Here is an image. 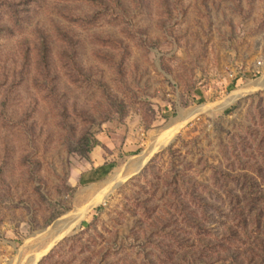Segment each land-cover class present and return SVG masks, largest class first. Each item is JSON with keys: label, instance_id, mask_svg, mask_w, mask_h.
<instances>
[{"label": "rangeland", "instance_id": "rangeland-1", "mask_svg": "<svg viewBox=\"0 0 264 264\" xmlns=\"http://www.w3.org/2000/svg\"><path fill=\"white\" fill-rule=\"evenodd\" d=\"M252 199L264 0H0V264L237 258Z\"/></svg>", "mask_w": 264, "mask_h": 264}, {"label": "trees", "instance_id": "trees-1", "mask_svg": "<svg viewBox=\"0 0 264 264\" xmlns=\"http://www.w3.org/2000/svg\"><path fill=\"white\" fill-rule=\"evenodd\" d=\"M89 140L88 138H84V140H82L81 145L84 146V144H86L85 146H87L88 151H90V147L89 146ZM97 141L95 139V141L93 142V144H95ZM251 185H248V188L250 189ZM253 201H248L247 204V208L248 209H244L242 207H239L238 209L241 211L240 215L241 217H243L242 222L244 224V231H246V226H248V220L253 218L255 216V221L258 220V217L256 216V214H254V216H252L251 214H253V207L257 206V207H263L262 209L264 210V199L259 200L258 202H256L254 199H252ZM252 209V212H251ZM246 211L248 213H250V215L248 216V218H244V214L246 213ZM197 221V220H196ZM243 229V228H242ZM259 232V230H258ZM236 233L234 232V235ZM204 237V236H203ZM199 245L195 244L193 242V248L191 250H185L184 254H180L179 256V261L182 264H193L191 261H194L196 258H199V261H201L202 264H215L216 262H212L211 260L208 259V254L213 252V253H217L218 255H220V257L222 258V255H224V257L221 259L223 262H227L228 260H231L234 264H258L255 261H260L259 264H264V239H261L260 236L255 238V242L256 245H251L248 247V249L246 250H242V252H238L237 254V258L233 257L232 254V248H230L231 246L227 247L226 245H217V249L214 247L215 244L212 240L207 241L206 239H202L199 240ZM200 246V247H199ZM206 249V250H205ZM189 251V252H187ZM188 257L190 258V261H188ZM256 259V260H254ZM255 262V263H254Z\"/></svg>", "mask_w": 264, "mask_h": 264}, {"label": "bare ground", "instance_id": "bare-ground-1", "mask_svg": "<svg viewBox=\"0 0 264 264\" xmlns=\"http://www.w3.org/2000/svg\"><path fill=\"white\" fill-rule=\"evenodd\" d=\"M239 94L240 93L238 92H234L233 96L230 98V100L227 103L234 101L238 97ZM146 159H147V154H143L141 158V164H143Z\"/></svg>", "mask_w": 264, "mask_h": 264}, {"label": "water", "instance_id": "water-1", "mask_svg": "<svg viewBox=\"0 0 264 264\" xmlns=\"http://www.w3.org/2000/svg\"><path fill=\"white\" fill-rule=\"evenodd\" d=\"M66 228H67L66 223H64L63 226H61V227H57V228L55 229L56 236H59V234H60L64 229H66Z\"/></svg>", "mask_w": 264, "mask_h": 264}]
</instances>
